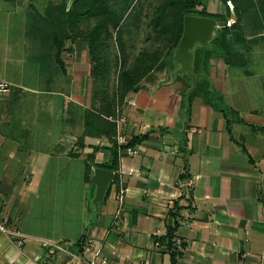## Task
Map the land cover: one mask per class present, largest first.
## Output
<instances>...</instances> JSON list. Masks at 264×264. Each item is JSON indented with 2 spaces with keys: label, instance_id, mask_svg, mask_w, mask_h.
<instances>
[{
  "label": "crops",
  "instance_id": "crops-1",
  "mask_svg": "<svg viewBox=\"0 0 264 264\" xmlns=\"http://www.w3.org/2000/svg\"><path fill=\"white\" fill-rule=\"evenodd\" d=\"M37 3L0 0V79L13 85L0 94V221L25 240L18 248L0 232V264H59L42 241L74 237L68 245L76 250L87 236L114 264H172L159 238L174 223L176 243L185 244L176 264H264V0L203 1L226 17L219 29L229 31L230 54L217 55L212 41L197 48L212 56L197 61L195 72L205 77L188 109L190 85L166 67L127 93L116 139L126 145L146 137L127 147L133 153L121 152L96 212L86 162L101 167L111 151L105 137L83 136L94 106L87 42L65 39L59 65L53 37L31 6ZM219 105L233 110L230 130Z\"/></svg>",
  "mask_w": 264,
  "mask_h": 264
},
{
  "label": "trees",
  "instance_id": "trees-1",
  "mask_svg": "<svg viewBox=\"0 0 264 264\" xmlns=\"http://www.w3.org/2000/svg\"><path fill=\"white\" fill-rule=\"evenodd\" d=\"M113 1L116 2V0H73L71 5L67 7L66 0H58V4H54L55 1H49L43 9L36 8V4L31 6L53 37L57 47L56 61L59 65L62 66L61 53L65 39H72L73 41L76 38H81L87 42L91 64L90 75L94 81V106L86 111L83 136H103L109 141L111 160L101 167L116 171L121 152L146 137V135L135 136L126 145L117 142L114 120L117 116V108L122 104L127 93L140 88V82L149 73L164 68L162 63L164 56L171 57L173 61L174 50L183 32V17L185 15L197 14L212 17L218 21H223L224 25L226 17L208 12L203 3L204 0H158L148 24L152 26L155 32L157 47L152 50H143L131 65L124 67L118 73L112 90H109L106 80V70L109 66L105 57L106 48L110 47L109 41L113 39V35L117 44L119 42L121 49L125 48L121 39L122 21L124 18L129 20L127 15L135 8L137 2V0H122L121 5L115 6ZM221 1L227 3V0ZM131 2L133 3L131 4ZM132 13L136 17L137 12L134 13L133 10ZM130 16L132 15L130 14ZM240 20L241 17L237 14L235 21L237 26ZM238 28L240 27L238 26ZM218 32L219 35L212 40V45L222 51L217 55H224L225 59L226 54H223V51L230 54L227 42L229 31L224 28L219 29ZM211 56V52L209 53L207 50H201L198 53L196 51L194 70H196V64H198L197 61L200 57H203L202 59L207 62ZM196 88L190 92V103ZM213 98L215 99V95L211 93L205 96L206 102L212 105H214ZM218 108L228 118L227 129L230 130L229 116L233 114V110L221 105ZM91 173V165L86 162L84 176L86 181L90 180ZM180 178L183 176L181 175ZM115 180L116 177H114L113 182ZM108 191L109 187L105 192L104 199H106ZM171 215L174 216L175 213L171 212ZM177 228L178 223H174L172 227L167 229L165 236L159 238L160 242H167L172 264H176L178 256L182 254L185 247L184 243L178 245L175 241ZM85 238L82 237L75 243L79 250L82 249ZM153 239L157 240L155 237Z\"/></svg>",
  "mask_w": 264,
  "mask_h": 264
},
{
  "label": "water",
  "instance_id": "water-1",
  "mask_svg": "<svg viewBox=\"0 0 264 264\" xmlns=\"http://www.w3.org/2000/svg\"><path fill=\"white\" fill-rule=\"evenodd\" d=\"M49 1L58 0H38L37 8L43 9ZM220 22L212 17L197 14H187L183 17V32L173 53V62L177 67L171 71L174 79L180 75L190 86L185 91L186 109L190 104V92L197 87L204 74L195 72V57L198 47H210L211 41L219 35ZM115 172L113 170L95 166L92 168L90 181L94 185V196L91 204L96 212L99 203L104 200L105 192L109 184L113 182Z\"/></svg>",
  "mask_w": 264,
  "mask_h": 264
},
{
  "label": "rangeland",
  "instance_id": "rangeland-1",
  "mask_svg": "<svg viewBox=\"0 0 264 264\" xmlns=\"http://www.w3.org/2000/svg\"><path fill=\"white\" fill-rule=\"evenodd\" d=\"M121 1L122 0H116V2L113 1V4L115 6H118L119 4L121 5ZM133 2H131V4ZM157 2L158 0H137L135 4V8L133 9L134 13L137 12L136 17L133 15L132 13L133 10H132L127 15L129 20L127 21V19L125 20L124 18V20L122 21L123 25L121 26V39L123 40L125 48L121 49V47L119 46V42L117 44V41H115L114 35H113V39L109 41L110 47L109 48L107 47L105 52V57L109 62L108 69L106 70V80L109 90H112V87L115 84V80L118 73L124 67H128L129 65H131L135 60V58L139 56V54L143 50H152L157 47L158 43L155 39L156 38L155 32L152 29V26L148 25L152 17V12L154 11V6H156ZM54 4H58V1L54 2ZM68 6L69 5H67V7ZM130 14L132 16H130ZM209 52L211 51L209 50ZM202 58L203 57H200L199 61L202 60ZM162 63L164 65V68L166 67L167 71L169 70L168 73L170 74L171 73L170 67L173 63L172 58L168 56L167 57L164 56L162 58ZM197 69H198V64H196V70ZM203 82L204 81H201L199 85H201ZM184 103L186 104V96H184ZM68 240L70 241L60 239L53 243L67 242V244H72L75 241V238L70 237V239ZM9 264H19V263H17L16 261L14 263H9Z\"/></svg>",
  "mask_w": 264,
  "mask_h": 264
},
{
  "label": "built area",
  "instance_id": "built-area-1",
  "mask_svg": "<svg viewBox=\"0 0 264 264\" xmlns=\"http://www.w3.org/2000/svg\"><path fill=\"white\" fill-rule=\"evenodd\" d=\"M231 25L230 21L226 23ZM12 84L8 81L0 79V94L8 93L12 89ZM134 105L135 102L132 101ZM115 123L118 125L119 120L115 119ZM124 141L122 136L117 137V142L122 144ZM126 152L131 154L133 149L127 148ZM121 199V197H119ZM0 232L9 235L16 242L17 247L23 248L25 240L21 235L19 229L15 225L8 224L5 220L0 221ZM42 247L48 254H55L56 259L59 260V264H114L113 260L105 254L103 245L101 242H97L93 238L87 236L82 244V249L71 250L67 242L53 243L48 241H42ZM40 258L34 259L31 264H47L46 261L40 262ZM264 260V259H263ZM144 264H149L145 261Z\"/></svg>",
  "mask_w": 264,
  "mask_h": 264
}]
</instances>
